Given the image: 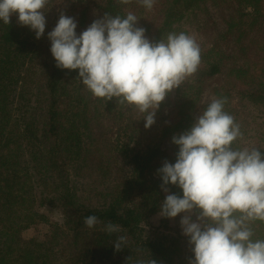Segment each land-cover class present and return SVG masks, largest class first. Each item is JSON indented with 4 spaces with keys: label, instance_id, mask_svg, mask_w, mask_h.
Returning a JSON list of instances; mask_svg holds the SVG:
<instances>
[{
    "label": "trees",
    "instance_id": "16d2710c",
    "mask_svg": "<svg viewBox=\"0 0 264 264\" xmlns=\"http://www.w3.org/2000/svg\"><path fill=\"white\" fill-rule=\"evenodd\" d=\"M44 11L40 39L18 14L9 25L0 21V264H98L111 255L119 264L129 257V264H189V238L150 227L167 194L182 197L177 186L162 190L158 169L165 160L175 163L172 137L206 109V92L226 100L224 111L240 127L233 147L264 152V0H155L150 10L139 0H49ZM128 12L150 41L183 32L201 49L197 71L167 93L150 128L133 106L95 97L78 70L58 68L50 51L48 32L61 13L75 18L79 35L96 14ZM46 208L63 222L26 240L25 231L51 223ZM89 215L101 223L86 227ZM107 222L121 231L105 233ZM250 226L253 239H264V221ZM118 235L127 237L120 251Z\"/></svg>",
    "mask_w": 264,
    "mask_h": 264
},
{
    "label": "clouds",
    "instance_id": "9594fccd",
    "mask_svg": "<svg viewBox=\"0 0 264 264\" xmlns=\"http://www.w3.org/2000/svg\"><path fill=\"white\" fill-rule=\"evenodd\" d=\"M139 2L150 10L155 0ZM48 3L0 0V21L9 25L12 15L18 14V23L40 39ZM137 22L132 12L124 17L105 13L77 35L75 18L61 13L48 39L58 68L78 70L80 81L95 97L133 106L143 114L145 128H150L167 93L197 71L201 49L195 37L183 32L152 42ZM225 103L224 98H214L190 129L172 137L179 149L176 161L165 160L158 174L165 193L168 185H174L182 197L167 194L159 215L175 218L184 213L180 225L194 254L189 264H264V239H253L250 226L264 221V152L233 147L241 132L234 117L224 111ZM83 223L93 228L101 221L89 215ZM102 230L112 235L121 227L107 222ZM113 243L120 251L127 237L118 235ZM134 264L156 261L139 259Z\"/></svg>",
    "mask_w": 264,
    "mask_h": 264
},
{
    "label": "rangeland",
    "instance_id": "374dc122",
    "mask_svg": "<svg viewBox=\"0 0 264 264\" xmlns=\"http://www.w3.org/2000/svg\"><path fill=\"white\" fill-rule=\"evenodd\" d=\"M95 18L100 19V18H102V16H101V14H96ZM212 100H213V96L210 93H208V92L204 93V95H203V102L204 103H210ZM102 115H103V110H102ZM109 123H110V121H109L108 117L106 115L105 116L103 115L102 123H101L102 126L104 128H109V127H107V125ZM115 137H116V135H113L112 138H115ZM28 185L29 186H27V187L30 188V193H32L33 195L36 194V196L38 198L37 189L34 188L31 185V183H29ZM42 212L48 217V219L50 220L51 223H49V224L41 223V224L34 226L32 229L25 231L23 233V237L26 240H30V239L37 238V237L44 238L45 236L50 234L51 226H52L51 224L63 222L62 217L60 216V214L56 210H53L51 208H46V209H42ZM183 215H184V213H181V214H178L175 218H168V219L158 215L151 220V224H150V227H152L151 230L156 231L160 234H164V235H168V234L174 235V234L180 233L183 237L189 238L183 234L182 228L180 225V220H181ZM192 218H193V220L196 219L194 217V213L192 215ZM119 263H120V258L111 255L109 258L106 257L105 259L101 260L98 264H119Z\"/></svg>",
    "mask_w": 264,
    "mask_h": 264
}]
</instances>
